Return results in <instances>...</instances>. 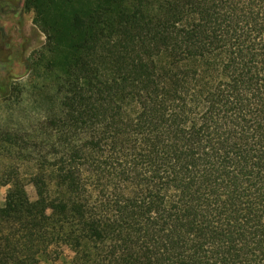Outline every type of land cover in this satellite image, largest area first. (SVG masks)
I'll use <instances>...</instances> for the list:
<instances>
[{
	"label": "trees",
	"instance_id": "obj_1",
	"mask_svg": "<svg viewBox=\"0 0 264 264\" xmlns=\"http://www.w3.org/2000/svg\"><path fill=\"white\" fill-rule=\"evenodd\" d=\"M25 5L51 56L0 127V264H264V0Z\"/></svg>",
	"mask_w": 264,
	"mask_h": 264
},
{
	"label": "rangeland",
	"instance_id": "obj_2",
	"mask_svg": "<svg viewBox=\"0 0 264 264\" xmlns=\"http://www.w3.org/2000/svg\"><path fill=\"white\" fill-rule=\"evenodd\" d=\"M34 19L35 12L27 9L25 0H0V127L16 129L20 125L26 129L35 115L31 85L42 81L41 69L51 53L47 34ZM6 190L0 187V206ZM27 192L34 200L32 186H27ZM72 256L64 248L55 262L41 256L34 264H71Z\"/></svg>",
	"mask_w": 264,
	"mask_h": 264
},
{
	"label": "flooded vegetation",
	"instance_id": "obj_3",
	"mask_svg": "<svg viewBox=\"0 0 264 264\" xmlns=\"http://www.w3.org/2000/svg\"><path fill=\"white\" fill-rule=\"evenodd\" d=\"M14 20V19H13ZM16 31L14 30L13 33H15Z\"/></svg>",
	"mask_w": 264,
	"mask_h": 264
}]
</instances>
